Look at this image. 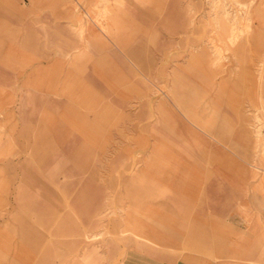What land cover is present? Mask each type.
Segmentation results:
<instances>
[{
	"label": "rangeland",
	"instance_id": "obj_1",
	"mask_svg": "<svg viewBox=\"0 0 264 264\" xmlns=\"http://www.w3.org/2000/svg\"><path fill=\"white\" fill-rule=\"evenodd\" d=\"M263 169L264 0H0V264H264Z\"/></svg>",
	"mask_w": 264,
	"mask_h": 264
},
{
	"label": "crops",
	"instance_id": "obj_2",
	"mask_svg": "<svg viewBox=\"0 0 264 264\" xmlns=\"http://www.w3.org/2000/svg\"><path fill=\"white\" fill-rule=\"evenodd\" d=\"M96 31L94 30L93 31V29L91 30V33H95ZM263 171H264V169H263ZM262 177L264 178V175H262Z\"/></svg>",
	"mask_w": 264,
	"mask_h": 264
}]
</instances>
